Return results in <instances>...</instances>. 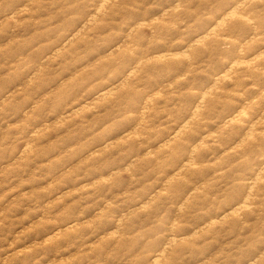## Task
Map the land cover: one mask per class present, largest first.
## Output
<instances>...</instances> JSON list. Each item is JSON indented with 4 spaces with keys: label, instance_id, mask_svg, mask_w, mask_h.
Instances as JSON below:
<instances>
[{
    "label": "rangeland",
    "instance_id": "rangeland-1",
    "mask_svg": "<svg viewBox=\"0 0 264 264\" xmlns=\"http://www.w3.org/2000/svg\"><path fill=\"white\" fill-rule=\"evenodd\" d=\"M0 264H264V0H0Z\"/></svg>",
    "mask_w": 264,
    "mask_h": 264
}]
</instances>
